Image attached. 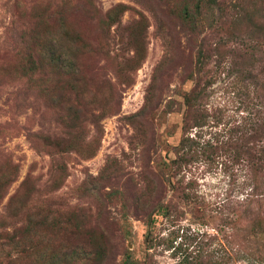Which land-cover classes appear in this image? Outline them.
I'll return each instance as SVG.
<instances>
[{
  "label": "rangeland",
  "instance_id": "rangeland-1",
  "mask_svg": "<svg viewBox=\"0 0 264 264\" xmlns=\"http://www.w3.org/2000/svg\"><path fill=\"white\" fill-rule=\"evenodd\" d=\"M68 1L66 27L87 45L80 60L90 78L89 104L58 150L44 143L64 139L72 120L60 119L56 91L21 90L15 55L23 39L31 46L35 39L42 54L48 45L68 50L61 25L43 22L42 0H0V171L6 161L19 170L0 203V243L8 244L0 247V264H73V251H52L63 242L62 251L79 253L88 235L110 242L103 264H123L126 256L137 264H179L199 255L185 242L193 232L218 239L234 232V251L217 240L210 249H224L226 264H264V40L253 42L250 22L237 20L244 11H263V0H216L192 24L179 16L190 0ZM116 5L125 6L121 24L107 32L104 21ZM200 51L205 60L196 66ZM197 71L201 120L185 125L183 96ZM105 106L115 113H102ZM183 137L191 142L182 146ZM26 179L35 192L19 209L22 192L14 195ZM160 205L169 207L170 219L156 215ZM245 210L253 214L230 223ZM71 211L85 218L83 227L79 218L64 223ZM151 218L157 245L146 249ZM41 221L43 228L34 227ZM55 221L76 236L63 240ZM171 233L189 247L185 255L166 247Z\"/></svg>",
  "mask_w": 264,
  "mask_h": 264
},
{
  "label": "trees",
  "instance_id": "trees-1",
  "mask_svg": "<svg viewBox=\"0 0 264 264\" xmlns=\"http://www.w3.org/2000/svg\"><path fill=\"white\" fill-rule=\"evenodd\" d=\"M89 1V0H88ZM218 3L216 0H190L189 3H185L182 5L179 16L183 21H187L189 24L194 23L196 20H198V17L200 19L202 12L209 11L212 6H217ZM264 5V0H263ZM71 4L68 0H42V3L37 6V9L42 11L43 16V22L49 19H53L59 22V25H61V32H62V38L65 40L68 50L64 51L62 49H59L56 47V49H53L50 45L46 47L45 52L42 54L40 50L37 48V44H34V40L32 43V46L29 44H25V40L23 39L20 45L17 47L16 55H15V61H16V72L18 73L19 77L16 79L18 81L23 80L24 81V88H21L26 90L27 92H31V90L35 91L38 87L43 86V91H56V93H59V100L57 109L61 113L59 114L60 119H66V120H72L69 124L66 126V132H65V138L59 139L57 137H54L51 139L50 137L47 138V142L44 143V145L52 147L53 149H61L62 147H67L69 141L71 138L68 136H71L72 133H74L75 128L77 127V123L79 120H85L87 117V105L89 102L84 103L83 101L86 100V94L88 93V85L90 82V78L86 77L84 74V69L81 63L80 58L84 55V51L87 47L86 43L83 41L81 35L74 30H71L70 28H67V12L70 10ZM125 7L123 5H116L106 15L107 21L105 23L104 28L107 32H109L110 28L113 25L119 26L121 24V16H122V8ZM259 9L256 12L253 13V11H244L245 14L242 17H239L237 20H248L249 27H251L249 35L250 39L253 42H258L263 37L264 40V7L263 11ZM250 12V13H248ZM33 29L36 28V26L32 27ZM69 33V34H68ZM232 33V32H231ZM233 33H239V29H236ZM232 33V34H233ZM39 36V35H38ZM59 36V38H61ZM24 37V36H23ZM21 39V38H20ZM56 42L55 40H53ZM57 44V43H56ZM51 47V50L49 49ZM37 49L38 52L35 50ZM252 50V47L250 48ZM203 57V58H202ZM46 58V63H45ZM204 54H202V51H200L198 55V59L196 60V66L200 64L201 61H204ZM46 66L52 67L53 71L51 72L52 76L48 75V71L46 69ZM56 75V78H55ZM193 81V87L189 92H186L183 96L185 106H186V112L183 118V122L186 125V123L191 122L193 124H198V121L201 120V115L199 114V105L203 98L205 97L204 90L201 88V79L198 74V71L195 72V76L192 78ZM110 86L112 85L111 81H108ZM25 84L35 86L34 88L28 87L25 88ZM25 98H27L25 96ZM76 101L79 103L77 109L76 107L72 106V103H76ZM145 106L132 115L130 119H134L137 117H140L145 112ZM111 109V110H109ZM102 113L105 111H109L108 113L113 114L115 113V108L110 107H104L101 108ZM97 118V117H96ZM95 124V122H94ZM97 127V124H96ZM32 136L38 137V134H32ZM186 142H191L189 138L183 137L182 139V146ZM193 142V141H192ZM181 159V158H179ZM188 160H184L183 163L185 164ZM6 167L0 171V203L4 199V197L7 194V188L8 186L15 181V176H17L18 167L15 163L6 161L4 163ZM16 174V175H15ZM253 179L258 182L257 173H252ZM28 179L23 181L19 187V189L16 191L14 196H18L20 192H22V201L20 204V208L22 209L25 207V202L31 197V195L35 192L33 189L28 188ZM255 187L253 188V190ZM11 197L10 202L12 200ZM20 196V194H19ZM249 197L245 200V203H248L251 201V198L253 194H249ZM9 202V203H10ZM71 217H68V219H65L64 223L66 225L73 226L74 222L78 220L79 218V227H83V223L85 222V218H83L81 215L74 214V211H71ZM253 214L250 210H245L243 214H239L238 218L232 222H230L233 225H236L239 221L238 219L241 218L243 215H251ZM156 215H160L166 218L170 219L169 214V207L160 205L156 208ZM53 217V216H52ZM252 221V219H249ZM172 221V220H171ZM155 222L154 218H151L149 220L148 230L146 232V235L144 237V243L146 246V249H152L156 247L157 242L152 234L151 225H153ZM43 221L39 222L34 227L38 226V228H43ZM60 221L54 223L53 228H58L59 233L64 235L63 240L65 239V235L68 233L69 236L75 237L77 233L70 227H63L61 226ZM78 227V224L76 225V228ZM28 229V228H26ZM29 232L32 231V229H28ZM26 234L28 232H25ZM173 237L167 240V248L168 249H174L181 253H187L189 250V247L183 248L184 242L177 243L176 240L179 238L181 240V236L177 233ZM236 233L231 232L230 234L223 236L222 239H218L217 236H209L205 232H193L190 233L189 236L185 239V242H188L187 246L192 247L194 245V248H196L199 252L198 257L195 259L194 257H191L190 255H184L182 260L179 262V264H194V259L198 261V264H226V260H224V256H227L226 251L224 249L217 250V249H210L212 244H214V241H219V244L221 246H224V243H226L233 251L235 248L234 241L236 238ZM89 237L86 240L85 246L86 248L81 252H75L76 250L73 249H67L70 250V252H66L61 250L62 243L60 242L59 250H53L52 253L54 255L57 254V252H63L62 255H69L73 251V257L72 262L73 264H103L111 255V248H110V242L107 240V238L103 235H100L99 237L88 235ZM208 239L207 242H205V239ZM14 237L9 238V241H13L14 244ZM62 240V239H61ZM7 241L1 242V246H6ZM174 243L177 246H174ZM10 245V244H9ZM88 249V251H87ZM238 249V247H236ZM184 251V252H183ZM13 259H9L7 261V264H12ZM139 261L136 260H130V256H126V259L123 264H137Z\"/></svg>",
  "mask_w": 264,
  "mask_h": 264
}]
</instances>
